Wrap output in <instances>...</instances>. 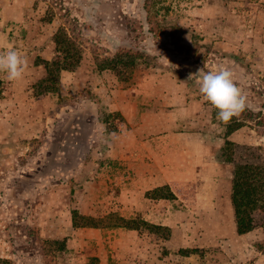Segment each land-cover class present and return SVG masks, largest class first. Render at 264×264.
<instances>
[{"label": "rangeland", "instance_id": "rangeland-1", "mask_svg": "<svg viewBox=\"0 0 264 264\" xmlns=\"http://www.w3.org/2000/svg\"><path fill=\"white\" fill-rule=\"evenodd\" d=\"M146 1L0 0V51L28 61L21 81L0 73V264H84L99 245L74 241L83 227L91 229L84 242L112 237L125 261L139 242L150 264H264V210L240 234L231 199L235 164L264 165V0H153L152 20ZM59 31L74 49L52 80L42 64L58 56ZM221 65L251 104L228 124L196 83ZM163 133L179 152L169 155L173 174L177 159L211 164L183 184L146 189L137 182L157 167L113 153ZM227 141L238 146L232 158ZM170 189L178 200L165 198ZM137 196L155 212L151 221L141 214L123 216L133 228L114 225ZM88 217L99 226L74 224Z\"/></svg>", "mask_w": 264, "mask_h": 264}, {"label": "crops", "instance_id": "crops-1", "mask_svg": "<svg viewBox=\"0 0 264 264\" xmlns=\"http://www.w3.org/2000/svg\"><path fill=\"white\" fill-rule=\"evenodd\" d=\"M112 108H119L117 107L115 104L112 105ZM125 116L127 118H130L131 115H129L128 113L124 112ZM131 119H134L133 117ZM171 135L169 133H163L157 136H151V137H145V138H136V140L134 141L135 144L138 145V148L133 149L131 151L123 149V150H115L113 154H126L127 158H131L133 161V164H135V161H137L138 163H140V165L142 164L143 169L146 171L148 169H151L150 167H148L149 165H154L155 168L157 167V173L153 174L152 172H148L150 175L146 174V172H144L143 174H141V179L138 180L137 184L141 185V186H145L146 189H150L153 186H163V185H174L177 184V182L180 183H185L187 182V180H189V178H191V175H194V173H198L199 174H203V171L205 169V167H208L209 164L211 163H207L205 164L204 162H202L203 160H200L199 163L194 162V160L190 161L189 164H187L186 166L180 165V160L177 159L174 162V167H175V174H173L172 172H170L171 169V161H170V156L173 154L177 155L174 158H178V153L179 152H174L173 153V148L171 147ZM178 149H180L178 147ZM172 150V151H171ZM200 150V149H199ZM178 151V150H176ZM180 151V150H179ZM129 154H133L134 157H129ZM195 154V153H194ZM170 155V156H169ZM190 155L193 156V151H190ZM190 171V173H189ZM208 177V176H207ZM209 179H213L208 177ZM214 185H217V181H213ZM218 196V195H217ZM217 196H215L214 194L211 197V204L208 205V207L214 208L215 207V202L217 200ZM181 198V196L179 197ZM149 202L151 201V199H148ZM175 200H178L177 197L175 198ZM142 200L140 197H135V202H137L136 206L132 207L131 213L127 214L124 211H121V215L125 216V217H137L139 215L142 216V218H146L147 220H150V218L152 216H154L155 212H153L152 209L150 208H144L142 209V203H140ZM143 202V201H142ZM145 202V201H144ZM143 202V203H144ZM210 203V202H209ZM154 207V205L152 206ZM88 214V213H87ZM151 221V220H150ZM153 222V221H152ZM83 229H85L86 231L83 230L82 232V239H74L75 242L78 241L79 244H81L82 246H96L95 244L97 243V245H99V251H94L92 253H88V249L86 250L87 254H83V259L84 260V264H86V261L88 260L89 256H98V260L97 261L98 264H116V262L119 263H125L128 262L129 264H150L148 259L149 257V253H146L145 251L142 250V248L140 247L141 244L139 242H131V245H135L133 246L135 253L133 254V257H131L129 260H124L125 257H120L122 256L121 254L119 255V252L116 251V253L114 254V249L117 248L116 245V241L112 238V237H108L106 238V236L104 238L99 237V239H94L93 237L89 238L88 241L86 240L84 242V239L86 238L84 234H87L89 232H91L90 228H86L83 227ZM120 229H123L122 227H120ZM111 232H115V229H111ZM128 232H130V234L132 236L136 235L135 234V230H128ZM138 238V237H137ZM136 238V239H137ZM69 241L71 242L72 239L69 238ZM90 244H89V243ZM107 243H110L109 248L112 247L113 250H110L111 253L113 254H109V250L107 247ZM123 242L119 243L118 246H121ZM127 245V243H126ZM83 251L84 248H82ZM82 254V252H81ZM116 256L118 257V259H115ZM144 257V259H142ZM82 258V257H80ZM76 260H78V257L76 256V254H74L72 257L69 256L68 257V262H73L75 263ZM97 260V259H95ZM71 264V263H70ZM151 264H154L153 261Z\"/></svg>", "mask_w": 264, "mask_h": 264}, {"label": "trees", "instance_id": "trees-1", "mask_svg": "<svg viewBox=\"0 0 264 264\" xmlns=\"http://www.w3.org/2000/svg\"><path fill=\"white\" fill-rule=\"evenodd\" d=\"M152 1H146V8L149 13V19L152 20L150 15L152 14ZM54 44L56 46L57 57L50 61L45 59L42 66L45 69L47 76H54V79H58L59 72L63 69H69L70 63L66 62V56L72 54L74 44L71 38L66 32L59 31L54 38ZM129 57H136L133 54L125 53ZM122 54H117L115 58L108 60L109 64H113L116 61L122 59ZM134 58H132L133 63ZM56 70V71H54ZM47 77L42 79L41 84H46ZM48 91L51 90L47 89ZM237 145L234 142L227 141L223 148V151L227 152L232 158V154L235 153ZM169 187V185H166ZM160 188V187H158ZM170 188V187H169ZM165 198H176V195L170 189V195H166ZM231 199L235 209L237 229L240 234L247 233L254 228V213L257 210H264V165L254 164L251 162L237 163L233 169ZM86 223L80 224L74 222L76 226H99L95 219L88 217ZM112 220L113 224L117 226H126L133 228V219H128L123 216H115ZM10 262L9 260H6Z\"/></svg>", "mask_w": 264, "mask_h": 264}, {"label": "clouds", "instance_id": "clouds-1", "mask_svg": "<svg viewBox=\"0 0 264 264\" xmlns=\"http://www.w3.org/2000/svg\"><path fill=\"white\" fill-rule=\"evenodd\" d=\"M27 68V59L17 50L0 51V73L6 74L10 82L23 80ZM197 76L196 83L203 99L218 109L217 119L222 123L228 124L233 117L239 118L251 107L247 94L235 82L234 72L226 65L215 71L201 70Z\"/></svg>", "mask_w": 264, "mask_h": 264}]
</instances>
